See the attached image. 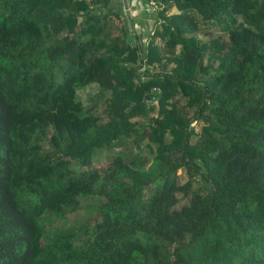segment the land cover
<instances>
[{
    "label": "trees",
    "instance_id": "trees-1",
    "mask_svg": "<svg viewBox=\"0 0 264 264\" xmlns=\"http://www.w3.org/2000/svg\"><path fill=\"white\" fill-rule=\"evenodd\" d=\"M145 1L0 0V264H264V0Z\"/></svg>",
    "mask_w": 264,
    "mask_h": 264
},
{
    "label": "rangeland",
    "instance_id": "rangeland-1",
    "mask_svg": "<svg viewBox=\"0 0 264 264\" xmlns=\"http://www.w3.org/2000/svg\"><path fill=\"white\" fill-rule=\"evenodd\" d=\"M148 3L145 0H111V3L109 7L114 8V11L119 14V17L117 18L116 16H113L111 18L110 23H112L113 26L119 27L121 24H125L126 27L131 26L132 31L128 32V38L131 41H135L137 36H141V40L144 42L148 36V33L150 32L149 30L154 27V19L152 15L146 16L144 19V14L145 12L148 13L147 9ZM107 10L104 9H99L95 8L94 13H101V12H106ZM153 11V12H152ZM175 11L174 9L172 12ZM150 12L155 13V10H151ZM149 12V13H150ZM134 24V25H133ZM134 30V32H133ZM209 30V31H208ZM208 32H211L213 35H221L224 39L226 38V34L222 32V27L220 28L219 26L213 27L210 26L208 28H204L201 30V32L198 34L200 38H208L209 36L207 35ZM156 44L158 46V50L162 52L164 48V43L163 40L157 39ZM97 91V85L96 84H91L88 85L87 87L78 90V95L77 98L83 101L85 106L88 105V99ZM195 124V128L198 130L201 126V123H193ZM131 153H134L135 151L132 149L130 150ZM107 154V158H105L103 155ZM114 152H106L103 150L102 155H96L94 163L98 166L105 167L107 165V161L110 159L111 155ZM184 178H186V175H184ZM180 196V195H179ZM82 203L80 204V208L77 210L75 215H73L70 219V221H74L75 223L81 222V220L86 216L88 210V206L91 204V202H95V198H99L97 196H92L90 198L82 197ZM93 198V199H92Z\"/></svg>",
    "mask_w": 264,
    "mask_h": 264
},
{
    "label": "built area",
    "instance_id": "built-area-1",
    "mask_svg": "<svg viewBox=\"0 0 264 264\" xmlns=\"http://www.w3.org/2000/svg\"><path fill=\"white\" fill-rule=\"evenodd\" d=\"M147 9H148V12L151 11V10H155L153 2H149L148 3Z\"/></svg>",
    "mask_w": 264,
    "mask_h": 264
}]
</instances>
